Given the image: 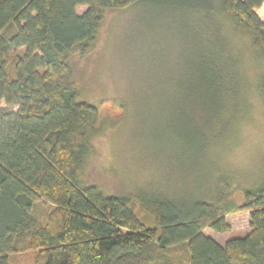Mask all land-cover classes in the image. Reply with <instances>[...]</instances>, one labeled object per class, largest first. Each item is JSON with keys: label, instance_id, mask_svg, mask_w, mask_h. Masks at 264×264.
<instances>
[{"label": "trees", "instance_id": "1", "mask_svg": "<svg viewBox=\"0 0 264 264\" xmlns=\"http://www.w3.org/2000/svg\"><path fill=\"white\" fill-rule=\"evenodd\" d=\"M133 4L217 11L250 35L264 59V21L256 13L264 0H0V104L18 108L0 110V264L28 251L38 253L35 264H264V184L246 192L239 208L139 193L153 225L139 218L130 197L82 184L100 113L81 101L72 64L92 50L106 12ZM10 26L16 32L6 37ZM214 39L215 80L235 99L236 65L223 38ZM261 95L264 101V78ZM40 199L53 206L44 222L33 215ZM235 211L250 212V233L225 246L204 234L228 233L226 215Z\"/></svg>", "mask_w": 264, "mask_h": 264}, {"label": "rangeland", "instance_id": "2", "mask_svg": "<svg viewBox=\"0 0 264 264\" xmlns=\"http://www.w3.org/2000/svg\"><path fill=\"white\" fill-rule=\"evenodd\" d=\"M256 13L264 21V5ZM15 32L10 26L3 33ZM214 38H223L236 65L235 99L215 80ZM24 53V48L17 52ZM72 68L83 90L81 101L100 113L80 175L85 186L130 197L139 218L153 225L139 193L239 208L246 192L264 184V59L252 49L250 35L237 32L217 11L133 4L106 12L92 50L76 57ZM0 110L18 108L1 103ZM52 209L40 199L33 215L44 222ZM226 220L228 233L206 228L204 234L225 246L252 231L248 211L231 212ZM37 255L12 254L9 264H35Z\"/></svg>", "mask_w": 264, "mask_h": 264}]
</instances>
